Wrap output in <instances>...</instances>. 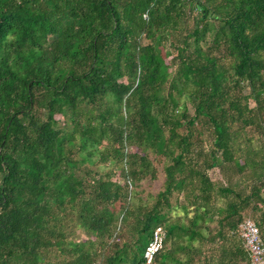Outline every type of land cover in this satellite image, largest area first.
<instances>
[{
    "label": "trees",
    "instance_id": "trees-1",
    "mask_svg": "<svg viewBox=\"0 0 264 264\" xmlns=\"http://www.w3.org/2000/svg\"><path fill=\"white\" fill-rule=\"evenodd\" d=\"M247 219L264 248V0H0V264H143L157 227L152 264H251Z\"/></svg>",
    "mask_w": 264,
    "mask_h": 264
},
{
    "label": "built area",
    "instance_id": "built-area-1",
    "mask_svg": "<svg viewBox=\"0 0 264 264\" xmlns=\"http://www.w3.org/2000/svg\"><path fill=\"white\" fill-rule=\"evenodd\" d=\"M238 234L250 255L251 264H264V248L259 239L258 229L255 224L249 219L244 220L238 227ZM163 244V230L157 227L153 231L151 239L143 252V264H152L154 257L162 249Z\"/></svg>",
    "mask_w": 264,
    "mask_h": 264
},
{
    "label": "rangeland",
    "instance_id": "rangeland-1",
    "mask_svg": "<svg viewBox=\"0 0 264 264\" xmlns=\"http://www.w3.org/2000/svg\"><path fill=\"white\" fill-rule=\"evenodd\" d=\"M159 162L156 161L155 162V166L159 168ZM209 177L213 180V181H217L220 180V173L217 169H214L212 171L209 172ZM162 183V175L160 173H158V176L155 180L152 181H148L145 180L142 182L141 184V188L138 189V191H142V196L145 197L147 195H154L160 188ZM81 238L83 239L84 237L81 236Z\"/></svg>",
    "mask_w": 264,
    "mask_h": 264
}]
</instances>
